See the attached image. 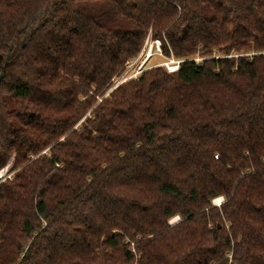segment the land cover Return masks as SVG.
I'll return each instance as SVG.
<instances>
[{
	"label": "trees",
	"instance_id": "trees-1",
	"mask_svg": "<svg viewBox=\"0 0 264 264\" xmlns=\"http://www.w3.org/2000/svg\"><path fill=\"white\" fill-rule=\"evenodd\" d=\"M12 157L0 264H264V0H0Z\"/></svg>",
	"mask_w": 264,
	"mask_h": 264
},
{
	"label": "rangeland",
	"instance_id": "rangeland-1",
	"mask_svg": "<svg viewBox=\"0 0 264 264\" xmlns=\"http://www.w3.org/2000/svg\"><path fill=\"white\" fill-rule=\"evenodd\" d=\"M153 41L154 40H152L150 37H148L145 40L144 45H143L140 53L126 65V68L123 71V73L113 81L112 88H115L116 86H118L121 83L126 82L127 80L137 78L140 75V73H142L143 71H145L149 68L156 67V66H162L166 70V72H168L166 67L169 66V68H171L173 65H176V62H175L176 60L172 59L171 57L170 58L165 57L161 52L162 51L161 47L156 48L153 45ZM150 46H152L151 56L145 62H143V59H144V57H145ZM194 59L196 61L200 60L197 57H195ZM142 62H143V64H142ZM179 63H180V61H179ZM168 73H172V72H168ZM12 163H13V157L3 167L5 170H7L8 178H6L5 181L1 182L0 184L4 183L6 181L13 180L14 175L18 169H13ZM217 199L219 200L218 202L215 201ZM223 201H224L223 197L219 196V197H215L214 199H212L211 203H212V205L219 206ZM179 219H180L179 216H174L171 219H169L168 222L170 225H172V224H175L176 222H178Z\"/></svg>",
	"mask_w": 264,
	"mask_h": 264
},
{
	"label": "built area",
	"instance_id": "built-area-1",
	"mask_svg": "<svg viewBox=\"0 0 264 264\" xmlns=\"http://www.w3.org/2000/svg\"><path fill=\"white\" fill-rule=\"evenodd\" d=\"M153 45L156 48L160 47V43L157 40L153 41ZM151 52H152V46L149 47V49H148V51H147V53H146V55H145V57L143 59V62H145L151 56ZM143 62H142V64H143ZM175 62H176V65H173L171 68H169V66L166 67L168 72H173V71L177 70L179 61H175ZM6 178H8L7 170H5L4 168L0 169V183L5 181Z\"/></svg>",
	"mask_w": 264,
	"mask_h": 264
},
{
	"label": "bare ground",
	"instance_id": "bare-ground-1",
	"mask_svg": "<svg viewBox=\"0 0 264 264\" xmlns=\"http://www.w3.org/2000/svg\"><path fill=\"white\" fill-rule=\"evenodd\" d=\"M215 201H217V202H218L219 200L217 199V200H215ZM215 204H216V203H215Z\"/></svg>",
	"mask_w": 264,
	"mask_h": 264
}]
</instances>
